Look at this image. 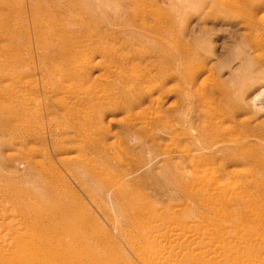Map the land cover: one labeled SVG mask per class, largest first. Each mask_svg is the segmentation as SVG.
<instances>
[{
	"label": "rangeland",
	"instance_id": "374dc122",
	"mask_svg": "<svg viewBox=\"0 0 264 264\" xmlns=\"http://www.w3.org/2000/svg\"><path fill=\"white\" fill-rule=\"evenodd\" d=\"M252 1L253 5L264 2V0ZM150 6H153V9ZM242 7V0H234V2L233 0H0V51H2L0 52V196L3 194V197H9L8 202L0 203L3 204L0 205V214L2 211H15L19 221L30 222L28 224L33 225V231L43 229V236L50 242L69 241L68 243L74 250L66 264H140L136 255L138 245L133 242V237L136 235L134 224L127 223L124 221V217L122 220L121 216L117 215L118 206L116 208V205H106L108 207L106 209L102 203L98 202L99 199L94 198V194L97 193L95 186H93L94 191L83 187L68 176L64 169V164L60 160L62 151L64 152L68 147L72 146L71 149H75L71 150L72 154L79 152V156L86 154V157L91 159H96L97 156L83 146V143L82 145L78 141L79 143L72 144L64 138L66 135H71L70 133L74 135L78 132L74 128L65 129L64 125L67 121L64 116L62 117V110L60 111L54 103L51 104L52 99L56 97L45 93V85L48 84L50 88L54 78L47 76L42 79L40 70L47 68L48 65L51 66L49 56L61 47L60 42H62L63 36L59 33L63 27L67 30L69 28L68 32L71 33L77 31L74 32L76 35L83 36L84 34V38H86L84 40L89 45L92 38L100 44L97 37L106 35L105 41L111 45V50L116 54L129 56L130 61L134 60L131 62L132 67L140 72L143 71L144 74L153 73V70L149 68L152 61L156 65L161 63L160 67H163L166 72L164 52L160 50L161 47L166 50L164 30L161 28L162 24H158V28L149 26L159 21L155 22L154 20L157 17L156 14H151V16L146 13L151 8L152 12L156 11L157 14L164 15L162 17L165 20L173 21V32L170 35H172L175 44H178V47L171 52L174 55V64L171 70L166 72L173 73V79H176L172 80L173 87L170 86L171 81L165 86V89L166 87L172 88L171 92L164 93L157 105L150 107L147 104L144 105V107L146 106L145 113L148 112L149 116L154 114L152 111L155 107L156 111L154 112H157L161 119L164 117L163 120H166L168 127L164 131L157 132L154 136L155 139L150 140L145 138L148 136L136 129L135 131L128 130L127 118L125 119L116 110L109 109L105 114L100 113L95 116L94 121L97 129L93 128L91 131L99 136L104 146L109 145V147H105L107 154L110 156L120 155L124 160L126 159L125 163L131 169L141 166L131 177L128 189H133L136 194L139 193L142 201H145L144 203L150 208H153L154 205L151 211H155L153 213L157 215H155L157 219L160 215L161 220L172 221L169 215L170 212H173L176 214L177 220L182 219L181 221L188 223L189 229L193 233L197 229L198 232H201L200 230L205 228L204 230L208 231L207 240L211 245H215L222 238L220 227L225 229L224 231H228L230 238L234 240L237 239L238 233L244 235L245 232H253L255 237H260L263 241L253 244L251 251H255L257 248H259L258 250L264 249V107L262 106V109L261 106L257 105L256 107L253 104L255 91L264 84V49L252 51L246 41L249 36L248 30L245 26L239 24L237 26V23H234L245 16L246 12L242 10ZM106 10L109 11L107 15L104 14ZM262 12L255 13L254 17L264 16ZM143 17L145 21L142 23ZM83 21L86 23L84 27L80 24ZM53 32H56L54 41L44 46L37 44L38 39L44 38L47 41L46 38L53 36ZM179 41L182 42V45ZM119 44L121 45L119 46ZM145 52L147 54L144 55V59L139 58L138 54ZM257 52L258 56H256ZM166 53H170L169 49ZM44 54L48 59L45 60L48 62L43 61L41 56ZM239 54L241 55L239 56ZM18 57L23 60L20 67L17 64ZM10 72L22 76L25 82L29 79L34 80L37 84L34 86L36 90L30 88L27 92L29 88L25 89L26 100L32 99V103L30 102L32 109L25 113L21 112L15 101L16 97L12 94L10 80L5 78L6 74ZM190 83L192 84L190 85ZM194 83L197 86H194ZM113 92L116 94L117 90ZM24 93L23 95L26 97ZM138 109L140 108L131 111V117ZM261 109L262 111H260ZM18 112L19 114H17ZM261 122L263 123L261 124ZM55 123L58 128L55 127ZM47 126H50V129ZM134 132L135 135H132ZM20 134L21 136H19ZM27 140L29 143L26 142ZM143 141L147 143L142 145ZM79 146L80 148H78ZM78 149L79 151L75 152ZM190 153H193L194 159L196 156L195 160L192 156V158L190 157ZM112 165H115L114 160H112ZM46 167L49 168L48 172ZM44 177L47 179L44 180ZM194 178L196 179L193 180ZM210 181H213L214 187ZM10 183L12 185H9ZM220 189L222 191H219ZM209 191L213 196L216 194L212 202L207 199ZM225 192L226 195H224ZM235 192L241 193L237 196ZM240 196L245 197L248 207L239 204ZM207 200L211 204H208ZM250 200L252 205H250ZM68 201L71 204L65 203ZM6 203L11 205L7 206ZM214 203L218 204V207H212ZM4 205L7 206L5 207L7 209H4ZM221 205L226 207L224 208L226 211H223ZM241 207L243 208L241 209ZM166 208L170 209L169 214L166 213ZM234 208L240 213L233 212ZM243 210H247V212L245 211V213ZM34 212L42 221L31 220ZM48 214L50 218L47 216ZM48 226L49 228H47ZM68 229L74 231L72 234L77 237L69 235ZM196 231L194 234L198 233ZM228 239L225 235L222 238L224 241ZM127 242L131 244L129 245ZM235 251L236 253L231 252L229 255H224L226 264H231L232 261L238 264L241 257L243 258L241 260L248 258L249 254L246 253L250 250L241 246ZM262 251L264 252V250ZM262 251L259 253L264 254ZM244 253L247 257L243 255ZM65 254L66 252L62 251V256L67 255ZM2 259L4 258L2 257ZM2 259H0V264L5 261ZM65 259L67 260V256Z\"/></svg>",
	"mask_w": 264,
	"mask_h": 264
},
{
	"label": "bare ground",
	"instance_id": "6f19581e",
	"mask_svg": "<svg viewBox=\"0 0 264 264\" xmlns=\"http://www.w3.org/2000/svg\"><path fill=\"white\" fill-rule=\"evenodd\" d=\"M242 1H243L242 10H244L246 12L245 16H242L240 20H237V22L234 21V23H237L236 24L237 26L240 25V26L246 27V29L249 32V36L246 40L247 44L249 45V48L255 52L260 51L261 49H264V16H261V15H260L261 17L257 16L256 17L257 19H256L254 17V14L264 11V2L254 3V5H253L252 0H242ZM141 2H143V1H141ZM233 2H234V0H233ZM104 5H105V3H104ZM150 7L152 8L153 6H150ZM151 8H150V11H147L146 13H148L150 15L156 14L157 17H156V19L154 18V20H155V22H156V20H159V21H158V23H155V24L153 23V24H150L149 26H153V27L158 28V24H162L161 28H163V30H164V35H165V39H166L165 43H166L167 47L165 45L166 50L163 49L162 47L160 50H161V52H164L163 57L165 59L164 61H166V66H167V71H168V70H171V67L173 66L174 61H175L174 55L171 54V52H173V50L178 47L177 46L178 44L177 45L175 44V41L173 40L172 35H170V33L173 32V21L170 19L165 20V18L162 17L164 15L157 14L156 11L152 12ZM159 10H157V11H159ZM123 11H125V10L123 9ZM123 11H121V12H123ZM121 12H120V14H121ZM262 13H264V12H262ZM104 14L105 15L109 14V11L106 10L104 12ZM38 18H40V17H38ZM144 21H145V18L143 17L141 19V22L143 23ZM125 22H126V20H125ZM80 24L83 27L86 25V23H84V21ZM137 24L139 26L138 21H137ZM88 28H89V26H88ZM71 29H73V28H71ZM90 29H92V28H90ZM105 29H107V28H105ZM137 29H140V28H137ZM73 30H75V29H73ZM82 30H84V29H82ZM68 31H69V28L67 30L66 28L64 29L62 27V31H61V33H59V35L63 36L62 42H60L61 47H59L58 50H55V52L49 56L51 66L48 65L47 68H45V69L43 68L42 70H40V74H41L42 79H45V77H47V76H51L52 78H54V81H53L50 88L48 87V84L45 85L46 86L45 93L46 92L50 93L52 96L56 97V98L52 99L51 104L54 103V105L57 106L60 109V111L62 110V117L64 116L66 118V121H67V123L65 122L66 124L64 125L65 129L70 130V129L74 128L78 132V133H75L74 135H72V133H70L71 135H66V137H64L66 139V141H69V143H72V144L75 142H78V141L81 142V144L83 143L84 145L83 144L82 145L87 147L89 149V151L91 150V152L93 154H95L97 157H96V159H94V158L91 159L89 157H86V154L84 156H79L80 155L78 152L79 149L77 151H75V152H78L77 154L76 153L72 154L71 150H75V149H71V147H72L71 146V147L66 148V150L64 149L65 150L64 152L61 149H58V150L62 151V158L60 161H62V163L64 164V169L66 170L68 176H70L72 179L76 180L77 183H79L83 187L90 188L91 191H92V189L94 191L93 186H95V188H97V190H96L97 193L94 194V198L99 199L98 202L102 203L103 206H105V207H106V205H109V206L116 205V208L118 206L117 215L121 216V219H122V217H124L125 220L124 219H122V220L127 221V223H129L131 225L134 224L133 227L136 230V235H135V237H133L134 238L133 242H135L138 245V252L136 253V255H137L139 263L140 264H226L224 261V255H229L231 252L236 253L235 250L240 249L241 246H244L247 250H250L248 253H246L249 255H247L248 258H246L247 256L244 253L243 255L246 256V257H244V258H246L244 260H241L242 257L241 258L239 257L240 261H238V264H264V254L259 253V251H262L264 249L260 248L262 250H258L259 248H257V250L255 249V251H253V250L251 251V248H252L251 246L253 244H256V243L263 241L262 238L255 237V234L253 232H252L253 233L252 234V233L245 232L243 230V232H245V234L247 233V236H245V234L239 235L240 233H238L237 239L234 240V239L230 238V234L228 231H224L225 229L220 227L219 230L221 229L220 230L221 233L219 231H218V233L221 234V237L224 238V235H225V237H227V239L229 238L231 240L228 239V240L224 241V240H222V238H220V240L215 245H211V243H209L207 240L208 239L207 238L208 237L207 236L208 231L206 232V230H204L205 228H203L202 230H200L201 229L200 228L199 230L201 232H198V229H197V231L194 229L196 232H198L197 234H194L195 231H194V233L192 232V230L190 231L188 223H186L185 221H181L182 219H180V221L177 220L175 218L176 214L173 212L171 213L169 211L170 209L167 210V208H169V207H167L165 210H166V213H168V211L170 212L171 216L169 215V218L171 217L172 221H166L167 222L166 223L163 219L161 220L160 215L158 217V219H159L158 220L156 217L157 215L155 213H153L155 211H153V210L151 211V209L154 208V205H153V208H150L149 206L146 205V203H144L145 201H142V198L139 195V193L136 194V192L133 189H128L129 188L128 184L131 181V177L140 169L141 166H138V167L131 169V167L125 163L126 159L124 160V158H122L120 155L117 154L115 156H110V154H107L106 148H107V146L109 147V145L104 146V144L101 143L99 136H96L97 134L94 131H91L93 128L97 129L94 118L96 115L98 116L100 113L105 114L109 109H114V110H116V112H119L120 114H122L123 117H125V119L127 118V125H128L127 128H129L128 130L133 129L135 131V129H136L139 132L148 136L145 138H149L150 140H153V138L157 132L164 131V129L168 127L167 122H166V120H163L164 117H163V119H161V116L157 115V112L156 113L154 112V111H156L155 107H154V110L152 111V113H154V114L149 116L148 112L145 113L146 106L144 107V105L147 104L149 107L153 106V105H157L161 101V96L164 93H170L171 92L172 88L170 89L169 87H166V89H165V86H167V83H169V81H171L170 86H172L173 85L172 80H176V79H173L174 78L173 73L168 74V73H166L167 71L165 72L163 67H160L161 63L156 65L153 61L151 62V60H150L151 65L149 68H151L153 70V73L144 74V73H142L143 71L140 72V70L134 69L135 67L133 68L132 64H131V62H133L134 60L130 61L128 58L129 56L127 57L126 55H119L120 53L116 54L115 51L111 50V48H110L111 45L105 41L106 35L102 36V37H97L100 44L96 43L97 41L94 38H92V41L90 42V45H89V44H86V42L84 40L86 38H84L85 35L83 33H82L83 36H80V35L74 34V32H77V31H74L73 33L68 32ZM243 31H245V30H243ZM86 35H87V31H86ZM55 36H56V32L54 33L53 36L47 37L46 39L48 42L44 38L38 39L37 44L39 46L48 45L52 41H54L53 38ZM112 37H113V35H112ZM108 39H110V38H108ZM89 41H90V39L88 40V42ZM179 42H181V41H179ZM125 43H127V42H125ZM113 44H114V42H113ZM115 45H116V43H115ZM120 45L121 44H119V46ZM181 45H182V42H181ZM19 47H21V46H19ZM53 47H54V45H53ZM17 48H18V46H17ZM167 49H169L170 53H166ZM238 51H239V48H238ZM0 52H2V51H0ZM240 52H238V53H240ZM49 54H50V52H49ZM146 54H147V52H145L144 54L139 53L138 55L140 56L139 58L144 59V55H146ZM240 55L241 54H239V56ZM15 56H16V54H15ZM134 56H136V55H134ZM256 56H258V52H257ZM41 57L43 58V61H45V62L48 60L45 54L42 55ZM45 59H47V60H45ZM146 60H148V59H146ZM237 60H238V57H237ZM22 61L23 60L18 57L17 64L19 67L21 66L20 64H22ZM38 65H39V62H38ZM146 65H147V63H146ZM7 70H9V69L7 68ZM9 71H11V70H9ZM192 72H194V71L192 70ZM189 75H191V74H189ZM258 76H260V75H258ZM5 78L10 80L12 94L14 95V97H16L15 101L17 102L18 106L20 107L21 112L25 113L29 109L31 110L32 108L30 107V102L32 103V99L29 98L28 100H26L27 94L24 92L26 91L25 90L26 88H29V89H27V92H28V90H30V88H31V90L35 89L34 86L37 84L34 82V80L32 81V80L27 79L26 80L27 82H25V81H23L22 76L16 75L13 72L7 73ZM28 78H31V77H28ZM188 79H190V78H188ZM257 79H258V77H257ZM202 80H203V78H202ZM262 81H263V79H262ZM39 82H41V81H39ZM189 82H190V80H189ZM199 83H200V81H199ZM191 84L192 83H190V85ZM201 84H202V82H201ZM194 86H197V85L195 84ZM116 90H117V92L115 94L113 91H116ZM189 91H191V90H189ZM248 91H249V89H248ZM8 92H9V90H8ZM23 93L26 94V97H25V95H23ZM253 95H254V93H253ZM254 98H255V101L253 103L254 106L257 107V105H259V107L261 106L260 108L263 109V107H264V84H262L255 91ZM6 99H8V98L6 97ZM48 99H50L49 96H48ZM33 102H35V101H33ZM51 104H50V106H51ZM19 107H17V108H19ZM35 107H38V106H35ZM135 108H140V109H138V111H136L137 110L136 109L135 114H133L131 117V114H132L131 111L134 110ZM164 108H166V107H164ZM172 108H174V107H172ZM169 109H171V108H169ZM262 109L260 111H262ZM44 111H46V110H44ZM160 111L164 112L162 110H160ZM169 111H172V110H169ZM17 114H19V112ZM36 119H35V121H36ZM20 120L24 121V119H22V118H20ZM28 121H30V120H28ZM19 122H21V121H19ZM61 122H63V121H61ZM57 123H55V127L57 126ZM262 123L263 122H261V124ZM21 124H19V125H21ZM35 125H37V124H35ZM13 126H16V125L13 124ZM25 126H26V124H25ZM47 127H49L48 129H50V126H47ZM57 128H58V126H57ZM172 130H174V128H172ZM95 131H97V130H95ZM42 132H43V130H42ZM98 132H99V130H98ZM168 132H170V131H168ZM246 134H247V132H246ZM132 135H135V132L132 133ZM19 136H21V134ZM32 136H34V135H32ZM231 138H233V137H231ZM236 138H238V137H236ZM228 140L230 141V138ZM28 141L29 140H27L26 142H28ZM146 143H147L146 141L145 142L143 141L142 145H145ZM230 144H232V143H230ZM18 146H17V148H18ZM78 148H80V146ZM180 150L182 151V149H180ZM190 150H192V149L190 148ZM81 151H82V149H81ZM184 151H186V149H184ZM200 152H202V151H200ZM58 153H60V152L58 151ZM185 153H186V156L189 157V155H187V152H185ZM192 154L190 155V157L192 156ZM183 155H184V153H183ZM60 156H58V157H60ZM181 156H182V154H181ZM192 157L194 159V156H192ZM244 157H247V156H244ZM24 158H23V160H24ZM187 159H185V160H187ZM195 159H196V156H195ZM112 160H114L115 165H112ZM43 165H45V164H43ZM35 166H36V164H35ZM42 167L44 168V166H42ZM49 168H47V172H48ZM228 173H229V171H228ZM55 174H56V172H55ZM191 176H193V175H191ZM213 178H215V177H213ZM46 179L44 177V180H46ZM195 179L196 178H194L193 180H195ZM48 180L50 181V178ZM212 182L213 181H210V183H212ZM11 183L9 185L13 184V183L12 184ZM65 183H67V181H65ZM197 183H199V182H197ZM14 184H16V183H14ZM49 185H48V188H49ZM211 185L213 186V183ZM51 186H52V183H51ZM52 188L54 189V187H52ZM59 188L61 190V187H59ZM188 188H189V186H188ZM222 188H224V186ZM218 189H219V187H218ZM223 190L226 191L225 189H223ZM219 191H222V190L220 189ZM56 192H57V190H56ZM58 193H60V192H58ZM235 193L237 194V192H235ZM240 193L241 192H239L238 194H240ZM232 194H234V193H232ZM238 194H237V196H238ZM55 195H56V193H55ZM90 195H92V194H90ZM215 195L214 196L211 195V193L209 191V194L207 195L208 196L207 199L209 201L211 200L210 202H212L213 199H215L214 198ZM224 195H226V192L224 193ZM212 196H213V198H212ZM243 196H244V194H243ZM243 196L239 197V199H240V200H238V201H240L239 204H242L243 206L245 205V207H248V202H247V200H245V197L242 198ZM43 197H44V195H43ZM223 197L226 198V196H223ZM246 197H248V196H246ZM58 198H60V197H58ZM65 200H66V198H65ZM3 201L8 202L9 197H6V196L3 197V194H2V196H0V203ZM203 201H204V199H203ZM209 201H208V204H211V203H209ZM215 201H219V200H215ZM35 202H38V201H35ZM251 202L252 201L250 200V205H252ZM15 203H16V201H15ZM62 203H63V201H62ZM65 203L71 204L69 201L65 202ZM5 205H7V203ZM5 205H4V209H7L5 207H7L8 205L7 206H5ZM217 205H215V203H214V205L212 207H215ZM66 206H67V204H66ZM74 207H76V206H74ZM158 207H157V209H158ZM107 208L108 207H106V209ZM224 208H226V207L222 206L223 211H226V210H224ZM242 208L243 207H241V209ZM241 209H240V211H242ZM69 210H70V208H69ZM165 210H163V211H165ZM171 210H172V208H171ZM161 211H162V209H161ZM234 211L237 212V210H235V208H234L233 212ZM245 211L247 212V210H245ZM245 211L243 210V212H245ZM21 212H22V210H21ZM34 213L32 216L33 219H31V220L42 221V219L36 213L35 214ZM237 213H235V214H237ZM49 214H50V212H49ZM49 214L47 216L50 218ZM74 216H76V215H74ZM21 217H24V216L22 215ZM30 217H29V219H30ZM245 217H246V215H245ZM250 217H251V215H250ZM79 219H81V218H79ZM118 219H120V218H118ZM235 219H237V218H235ZM235 219H233V220H235ZM19 220H18V216L16 215L15 211L7 210L4 212L2 211V214H0V259H2V257L4 258V259H2V260H5V261H3V264H66V262H68L69 258L72 256L73 250H74V248L68 243L69 241L64 242V241L57 240L54 242H52V241L50 242V240L48 238H45L43 236L44 235L43 231H42L43 229L42 230L40 229L38 231L37 230L33 231V229H34L33 225L28 224L30 222L22 223V222H26V221L21 220L22 221L21 222ZM31 220H29V221H31ZM175 220H177V221H175ZM231 220H230V222H231ZM242 222H244V221L242 220ZM31 223L35 224L33 222H31ZM190 226L192 227V225H190ZM195 227H197V226H195ZM47 228H49V226ZM73 229H74V227H73ZM186 231H188V232H186ZM73 232L74 231H71L69 229L67 231V233H69V235H71ZM190 232L193 234H191ZM82 233H84V232H82ZM73 234H72V236H73ZM241 234H243V233H241ZM125 236H127V235H125ZM46 237H48V236H46ZM73 237H77V236L74 235ZM87 241H89V240H87ZM83 242H84V240H83ZM132 248H134V247H132ZM62 251L66 252L67 255L66 254L65 255L67 256V260L65 259L66 256H64V255L62 256ZM262 253H264V252L262 251ZM227 258H228V256L226 257V261H227ZM98 262H100V261H98ZM113 262H114V259H113ZM110 263H112V262H110ZM231 264H236V263H233V261H232Z\"/></svg>",
	"mask_w": 264,
	"mask_h": 264
}]
</instances>
